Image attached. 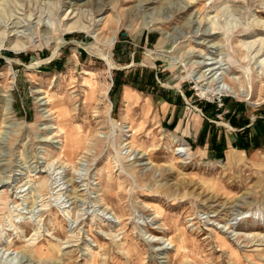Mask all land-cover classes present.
I'll use <instances>...</instances> for the list:
<instances>
[{
  "label": "rangeland",
  "instance_id": "1",
  "mask_svg": "<svg viewBox=\"0 0 264 264\" xmlns=\"http://www.w3.org/2000/svg\"><path fill=\"white\" fill-rule=\"evenodd\" d=\"M0 3L37 36L0 51V264H264V146L235 145L264 121V0ZM157 90L221 156L169 128Z\"/></svg>",
  "mask_w": 264,
  "mask_h": 264
},
{
  "label": "bare ground",
  "instance_id": "2",
  "mask_svg": "<svg viewBox=\"0 0 264 264\" xmlns=\"http://www.w3.org/2000/svg\"><path fill=\"white\" fill-rule=\"evenodd\" d=\"M2 5V3H0V6ZM86 9V8H85ZM6 10V9H5ZM1 11V9H0ZM2 11H3V8H2ZM86 12V11H85ZM87 13V12H86ZM72 14H73V11L69 14L70 16H68L66 19H67V23H66V27H65V31H67L66 33H69V32H73V30H75L77 27V22H74L73 23H70L71 20H73L76 16H73L72 17ZM82 14V13H81ZM5 15V14H4ZM68 14L66 13V16ZM75 15V14H73ZM12 16V15H11ZM33 15L30 14L29 15V20L31 19ZM5 17V16H4ZM23 17V16H22ZM19 18V17H18ZM26 18V17H25ZM84 19V18H83ZM214 20V19H213ZM38 24H41L46 27V28H51L50 25H48L47 23L43 22V20L41 18L38 19ZM77 23V24H76ZM12 24V23H11ZM16 24V23H15ZM83 24V23H82ZM41 26V25H39ZM77 26V27H76ZM81 28H85V26H80ZM20 26L18 25H8L6 24L5 26H0V51L2 50V47L4 45H6L8 43V46L11 50L13 51H22V50H26L27 48L31 47L32 45H34V43L37 41V36L36 35V32L35 31H32L31 28H28V30H30L31 32L28 33V31L26 32V30H19ZM80 28V29H81ZM83 31V30H82ZM14 32V33H13ZM214 33V32H213ZM64 34V33H63ZM65 35V34H64ZM211 34H208V37L206 38H209ZM13 37L17 38V39H20V40H15V38L13 39ZM205 38V40H206ZM204 40V41H205ZM6 43V44H5ZM6 48V47H5ZM256 48V47H255ZM7 49V48H6ZM251 49V47H250ZM249 50V49H248ZM165 52V51H164ZM104 55V54H103ZM257 55V54H256ZM160 57V56H159ZM163 57V56H162ZM167 57V55H166ZM171 57V56H170ZM104 58L106 59V61L109 62V65L112 66V63L110 61V58L108 56H104ZM215 63H221V62H215ZM206 65H214V63H205ZM222 65V64H221ZM223 66V65H222ZM222 66L219 67L222 68ZM112 69V68H111ZM216 68H208V71L204 72L198 79L197 83L198 85H200L201 82H204L206 80L209 79V75L212 74L214 71H215ZM209 72V73H208ZM209 76V77H208ZM212 77H214V75H212ZM197 78V77H196ZM215 83L217 84L218 81L216 79H214ZM10 85V84H9ZM204 85V84H202ZM182 86H184L182 84ZM219 88V87H217ZM204 91H206L207 93L208 92H211L212 90L210 88H207V87H203V88H200ZM214 90V89H213ZM228 91H231L233 93H236L233 89V87H229V89H227ZM218 92V90H216ZM215 91V93H216ZM8 90H5L2 88V86L0 85V103H3L4 104V107L5 109L10 112V105H11V97L9 94H7ZM38 94H41L43 93L44 91L43 90H37L36 91ZM90 93V94H89ZM88 96L91 100L95 101L96 100V88H92L91 89V92H89ZM46 96V95H45ZM247 97V96H246ZM126 98H130V96L128 94H126ZM39 102H40V106L42 107L41 111L45 114H49V110H47V105L49 104V100L46 99V97H39ZM92 106V104H91ZM131 127V126H130ZM176 138V137H175ZM174 138V139H175ZM76 140V139H75ZM73 144V143H72ZM71 144V145H72ZM72 148V147H71ZM188 148L185 147V145H180L179 148L177 149V154L181 155L182 157L186 156L188 154ZM137 153V152H136ZM137 158L141 159V160H144V159H147L149 157L146 158V154L143 153L142 155H138ZM237 158H242L241 156H236L234 154L232 155H229V158H228V161H233ZM185 159V158H184ZM144 162V161H143ZM147 163V162H146ZM152 163V162H151ZM179 228V227H178Z\"/></svg>",
  "mask_w": 264,
  "mask_h": 264
},
{
  "label": "crops",
  "instance_id": "3",
  "mask_svg": "<svg viewBox=\"0 0 264 264\" xmlns=\"http://www.w3.org/2000/svg\"><path fill=\"white\" fill-rule=\"evenodd\" d=\"M158 96L155 97L156 101L161 104L162 111L165 115L164 121L169 125V128L172 127V130L179 134L181 133L184 137L191 138L192 133L194 132L195 138L191 141L192 144L196 148H205L207 151L206 153H213L215 155L221 156V151L219 150H209L210 149V143L207 139H204L202 136V131L204 129V122L203 119L194 114L192 117H190V123H188V128L190 132H185V124H186V117L188 113H185V109L182 108L181 105V98L175 94L174 91L170 90H164V91H158ZM178 96V97H176ZM234 139L231 138V141L229 140L228 136H225V139L223 141V145L227 147L226 151L229 148V145L232 144L233 147ZM224 152L225 156H227V159L229 158V155H236L242 156L243 152H240L236 149L230 150L228 153ZM205 153V152H204Z\"/></svg>",
  "mask_w": 264,
  "mask_h": 264
},
{
  "label": "trees",
  "instance_id": "4",
  "mask_svg": "<svg viewBox=\"0 0 264 264\" xmlns=\"http://www.w3.org/2000/svg\"><path fill=\"white\" fill-rule=\"evenodd\" d=\"M260 124H255V127H257V133H258V139L256 137L250 138L248 140V135L246 137L239 135L237 141H236V146L238 148H244L245 150H250L252 146H264V121H260ZM255 142V143H253Z\"/></svg>",
  "mask_w": 264,
  "mask_h": 264
},
{
  "label": "built area",
  "instance_id": "5",
  "mask_svg": "<svg viewBox=\"0 0 264 264\" xmlns=\"http://www.w3.org/2000/svg\"><path fill=\"white\" fill-rule=\"evenodd\" d=\"M183 145H184V144H183ZM183 145H182V146H183Z\"/></svg>",
  "mask_w": 264,
  "mask_h": 264
}]
</instances>
